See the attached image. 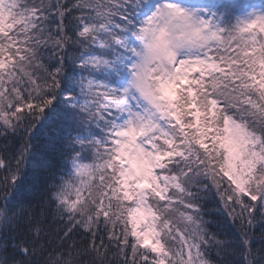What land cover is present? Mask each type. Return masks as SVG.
I'll return each instance as SVG.
<instances>
[{
  "label": "snow or ice",
  "instance_id": "1",
  "mask_svg": "<svg viewBox=\"0 0 264 264\" xmlns=\"http://www.w3.org/2000/svg\"><path fill=\"white\" fill-rule=\"evenodd\" d=\"M0 264H264V0H0Z\"/></svg>",
  "mask_w": 264,
  "mask_h": 264
}]
</instances>
